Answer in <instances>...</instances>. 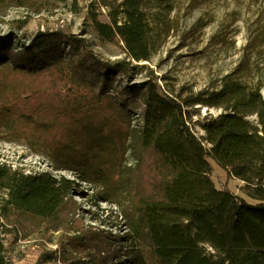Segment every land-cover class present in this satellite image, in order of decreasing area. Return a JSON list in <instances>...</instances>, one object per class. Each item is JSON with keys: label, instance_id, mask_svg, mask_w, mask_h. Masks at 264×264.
Segmentation results:
<instances>
[{"label": "trees", "instance_id": "16d2710c", "mask_svg": "<svg viewBox=\"0 0 264 264\" xmlns=\"http://www.w3.org/2000/svg\"><path fill=\"white\" fill-rule=\"evenodd\" d=\"M145 1L102 0L108 22L90 12L103 40L123 42L124 59H100L60 29L28 44L0 39V126L15 117L40 130L52 168L76 178L0 164V264L33 236L36 264H264V95L244 78L252 68L197 91L160 78ZM200 108L218 115L194 121ZM212 162L256 204L217 188ZM80 182L121 207L126 233L84 224Z\"/></svg>", "mask_w": 264, "mask_h": 264}, {"label": "rangeland", "instance_id": "374dc122", "mask_svg": "<svg viewBox=\"0 0 264 264\" xmlns=\"http://www.w3.org/2000/svg\"><path fill=\"white\" fill-rule=\"evenodd\" d=\"M101 1L0 0V39H12L14 45L28 44L39 32L60 29L85 37L100 59H124L127 54L123 42L119 38L111 42L103 40L90 20L93 11L100 21L108 22ZM143 4L149 20L155 24L151 40L156 49L150 68L157 76H167L197 91L247 63L252 69L244 75L245 80L258 84L264 95V0H146ZM256 38L262 43L260 46L253 42ZM142 75L138 81L143 80ZM209 114L217 116L218 112L196 109L193 119L203 122ZM39 131L15 117L1 125L0 164L26 173L48 171L57 177L76 179L71 172L52 168V151L37 137ZM194 131L199 137L204 134L199 125ZM125 157L126 166L135 168L131 153ZM212 166L211 178L217 188H228L248 203L256 204L244 193L243 182L229 178L216 163L212 162ZM80 186L87 197L75 198L86 212L83 216L86 226L119 235L128 231L119 205L97 197L102 191L96 187L82 182ZM100 220L105 223L100 225ZM58 236L53 235L48 248H56ZM39 244L36 236L19 241L11 255L13 264H36Z\"/></svg>", "mask_w": 264, "mask_h": 264}, {"label": "water", "instance_id": "95a60500", "mask_svg": "<svg viewBox=\"0 0 264 264\" xmlns=\"http://www.w3.org/2000/svg\"><path fill=\"white\" fill-rule=\"evenodd\" d=\"M207 110V109H206Z\"/></svg>", "mask_w": 264, "mask_h": 264}]
</instances>
